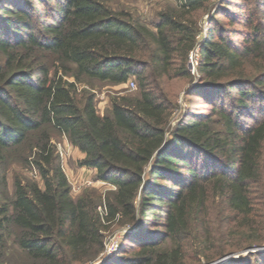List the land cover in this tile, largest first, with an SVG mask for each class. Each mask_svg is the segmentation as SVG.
Here are the masks:
<instances>
[{"label":"trees","instance_id":"1","mask_svg":"<svg viewBox=\"0 0 264 264\" xmlns=\"http://www.w3.org/2000/svg\"><path fill=\"white\" fill-rule=\"evenodd\" d=\"M174 1L153 30L108 0H1L0 264H88L113 227L130 233L101 264H217L264 246V0ZM131 79L137 93L104 116L79 91ZM176 82L205 112L173 123ZM56 135L115 190L73 199ZM32 153L44 188L16 176L9 197L7 171Z\"/></svg>","mask_w":264,"mask_h":264},{"label":"rangeland","instance_id":"2","mask_svg":"<svg viewBox=\"0 0 264 264\" xmlns=\"http://www.w3.org/2000/svg\"><path fill=\"white\" fill-rule=\"evenodd\" d=\"M108 3L115 11L124 10L130 12L135 19L141 21L142 23H144L153 30L156 29V26L159 22L158 19L159 13L166 11L169 8L178 7V3H176L174 0H108ZM1 5L2 4L0 0V6ZM208 20H209V15L207 14L202 15L199 20V24H198L200 30V37H198L199 41L204 39V37L207 34L206 31L208 30ZM189 69L191 73L197 78L198 77L197 69L196 71H192V68L190 67ZM130 81H135V80L131 79ZM128 83L125 85L113 86L107 83H99V82L91 81V83H83L79 85V91H87L89 93H92L94 95L95 108L97 113L100 116H104L109 113L114 98H117L119 96L135 95L137 93V90L135 91L130 90V88L128 87L129 85ZM173 88L177 93L180 94L179 104L181 106V109L175 114L173 118V123L181 119L185 111L188 110L189 107L190 108L194 107L195 109H198V112L200 111L201 113L205 112L203 108L205 106H203V104L202 105L200 103L197 104L196 102L191 103L189 102L188 98H185V94L188 87L184 82L174 83ZM53 141L57 146L63 171L70 183L72 190L71 197L73 199H77L85 191L90 189L96 190L104 196H106V194H108L109 192L115 190V188L111 185H107L105 183L96 181L95 170L88 168H81L78 166L79 161H81L79 151L73 148L69 144L65 136L56 135L54 136ZM33 160H34V153H32V157H29L27 163L24 165L20 164L17 160L11 164L9 170L6 173L7 174L6 195H8L9 197L12 196L13 183L16 176L21 177L24 180L36 182L41 188H44V182L40 174L35 171V168L32 165ZM129 233L130 230L127 228L113 227V229L106 234L107 235L106 237L121 235L122 237L121 244H122L123 239ZM105 242H106V238H105ZM243 256L246 257L245 255ZM99 258L100 257H98L96 261L91 263L99 264L100 263Z\"/></svg>","mask_w":264,"mask_h":264},{"label":"built area","instance_id":"3","mask_svg":"<svg viewBox=\"0 0 264 264\" xmlns=\"http://www.w3.org/2000/svg\"><path fill=\"white\" fill-rule=\"evenodd\" d=\"M198 60H199L198 50L195 49L191 53L190 60H189V65L191 66L192 71H196L197 66H198ZM128 84H129L128 87L130 88L131 91L137 90V85H136L135 81H129ZM88 185H89V183H88ZM100 211L103 215H106V209L105 208H100ZM106 234L107 233H105L106 242L104 245V250L99 256L100 257L99 258L100 263L112 258L117 253V251L119 250L121 242H122L121 235L106 237L107 236ZM88 264H92V263H88Z\"/></svg>","mask_w":264,"mask_h":264},{"label":"water","instance_id":"4","mask_svg":"<svg viewBox=\"0 0 264 264\" xmlns=\"http://www.w3.org/2000/svg\"><path fill=\"white\" fill-rule=\"evenodd\" d=\"M189 67L191 68V66H189ZM254 252H256V253H262V252H264V246L261 247V248H256V249H250V250H247V251H245V252H243L242 254H239V255H232V256H229V257H227V258L221 260V261L218 262L217 264H224V263H226L227 261H230V260L233 259V258H239V256H241V255H245V256H247L249 253H254Z\"/></svg>","mask_w":264,"mask_h":264},{"label":"crops","instance_id":"5","mask_svg":"<svg viewBox=\"0 0 264 264\" xmlns=\"http://www.w3.org/2000/svg\"><path fill=\"white\" fill-rule=\"evenodd\" d=\"M79 155H80V160H82L84 158V155L81 154L80 152H79Z\"/></svg>","mask_w":264,"mask_h":264}]
</instances>
